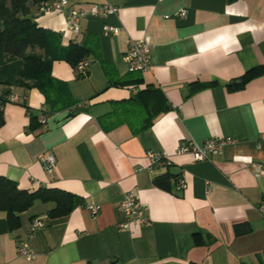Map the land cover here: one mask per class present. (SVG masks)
<instances>
[{
    "label": "crops",
    "instance_id": "0c3cea01",
    "mask_svg": "<svg viewBox=\"0 0 264 264\" xmlns=\"http://www.w3.org/2000/svg\"><path fill=\"white\" fill-rule=\"evenodd\" d=\"M68 2L117 9L81 19L73 33L64 11L35 15L30 3L35 22L57 32L61 47L86 49L89 67L80 73L55 43L28 49L53 57L51 75L66 83L68 105L48 102L28 82H0V97L16 98L0 106V175L28 191L71 192L84 205L50 218L53 203L35 202L16 230L0 211V264H264V0ZM142 38L150 66L128 72L122 57ZM252 69L259 74L246 80ZM43 108L46 122L38 123ZM212 138L233 142L200 161L176 152ZM149 151L170 165L147 169ZM42 153L55 157L51 172ZM129 190L149 208V222L123 229L119 206ZM87 204L98 205L97 214ZM33 218L43 227L28 238ZM26 238L32 261L17 253Z\"/></svg>",
    "mask_w": 264,
    "mask_h": 264
},
{
    "label": "trees",
    "instance_id": "16d2710c",
    "mask_svg": "<svg viewBox=\"0 0 264 264\" xmlns=\"http://www.w3.org/2000/svg\"><path fill=\"white\" fill-rule=\"evenodd\" d=\"M40 1L46 0H0V82L10 85L21 82L29 83L28 85L40 88L48 102L52 103L50 98L53 97L60 101V104L68 105L66 83L56 80L51 75L50 62L53 57L45 58L34 51L28 52V49L34 50L36 47H49L50 49L55 43L64 54L63 58L73 67L87 56L86 49L79 44H69L63 48L57 32L38 26L34 17L31 16L30 3L38 6ZM258 74L255 69H252L244 75V78L249 80ZM226 85L232 87L231 82ZM5 102L6 96L1 95L0 106ZM43 110L45 115L49 112L46 108ZM28 113L30 114L29 108ZM37 118L36 116V121ZM3 121V110L0 107V127ZM166 177L162 176L156 181H164ZM35 202L53 203V206L47 210L50 218L67 215L73 208L84 205L83 198L71 192L46 187L28 191L17 186L7 176L0 175V211L6 214L10 230L19 228L21 212L28 210Z\"/></svg>",
    "mask_w": 264,
    "mask_h": 264
},
{
    "label": "built area",
    "instance_id": "2783aa9c",
    "mask_svg": "<svg viewBox=\"0 0 264 264\" xmlns=\"http://www.w3.org/2000/svg\"><path fill=\"white\" fill-rule=\"evenodd\" d=\"M117 7L111 4H105L103 6L97 7L95 5L91 6L88 10L85 8H81L78 6H69L68 0H46L40 1L35 15L40 13L49 12V11H64L66 15V27L71 30L73 33H76L80 30L79 24L81 19L88 17L89 15L93 16H108L115 14ZM185 10H181L178 15H184ZM169 15L167 14L165 18ZM105 30H110L113 34L116 33L117 28L109 25H104ZM149 42L147 39H136L131 40L129 42L128 49L126 53L123 55L122 59L124 64L127 67V71H138L144 72L147 68H149L150 64L148 63L149 59ZM88 60H81L76 65L77 69H79L80 73L85 74L88 66ZM15 96H7L6 101L14 102ZM46 116L44 114V110L42 109L41 115L38 118L40 123H45ZM232 139H206L204 142L195 144L193 142H186L179 145L176 149V152L179 154H191L193 159L196 161L208 159L214 154H219L222 152L225 145L228 143H232ZM146 156L148 157L149 164L147 169L152 170L153 165L155 164H165L170 165V158L162 152H147ZM39 160L42 161L43 167L45 171L51 172L56 165V160L54 155L50 153H42L39 155ZM256 168V165H254ZM138 171L142 170L141 167L136 168ZM179 187H185L184 180L178 181ZM123 200L120 203L119 209L125 214V221L121 227L124 229L137 228L141 225L147 224L148 217L147 213L149 208H147L146 204L140 201L138 195H135L133 191H126L123 194ZM88 210L92 214H97L99 211L98 205L87 204L86 206ZM261 210L264 211V202H262ZM43 227V222L40 218H33L31 221V232L28 235V238L32 235L33 231L36 229ZM17 253L20 256H23L27 261L34 260L36 253L33 252L32 247L30 245L29 239H20L17 244Z\"/></svg>",
    "mask_w": 264,
    "mask_h": 264
},
{
    "label": "water",
    "instance_id": "95a60500",
    "mask_svg": "<svg viewBox=\"0 0 264 264\" xmlns=\"http://www.w3.org/2000/svg\"><path fill=\"white\" fill-rule=\"evenodd\" d=\"M240 81H241L240 79H236L235 83H236V82H240Z\"/></svg>",
    "mask_w": 264,
    "mask_h": 264
}]
</instances>
